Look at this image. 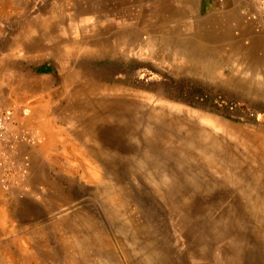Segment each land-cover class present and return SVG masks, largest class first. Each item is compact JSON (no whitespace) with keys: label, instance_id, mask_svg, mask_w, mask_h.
Instances as JSON below:
<instances>
[{"label":"rangeland","instance_id":"1","mask_svg":"<svg viewBox=\"0 0 264 264\" xmlns=\"http://www.w3.org/2000/svg\"><path fill=\"white\" fill-rule=\"evenodd\" d=\"M178 1L0 0L33 186L0 264H264V45L197 41Z\"/></svg>","mask_w":264,"mask_h":264},{"label":"crops","instance_id":"2","mask_svg":"<svg viewBox=\"0 0 264 264\" xmlns=\"http://www.w3.org/2000/svg\"><path fill=\"white\" fill-rule=\"evenodd\" d=\"M131 1L138 2V0ZM148 2L150 9L159 5L158 0H148ZM57 3L58 0H51L49 4L51 11L58 6L68 10L88 9L95 6L86 0H77V3L72 2L71 5ZM177 6L179 11L177 16L181 17L179 25L187 32H193L197 41L208 39L225 45L236 47L244 45L250 48L261 43L264 45V23L249 0H179ZM112 7L116 8L117 5L112 4ZM38 38L50 42L57 39L55 35L45 34L37 36ZM46 93V91H37V95ZM27 127V120L21 115L19 105L14 104L12 120L9 123V140L10 143L15 142V147L13 149L10 144L5 145L0 155V203L4 201L7 192L27 191L33 187L30 183L32 171L26 167L28 150L17 139Z\"/></svg>","mask_w":264,"mask_h":264},{"label":"built area","instance_id":"3","mask_svg":"<svg viewBox=\"0 0 264 264\" xmlns=\"http://www.w3.org/2000/svg\"><path fill=\"white\" fill-rule=\"evenodd\" d=\"M250 4L256 9L262 18L264 23V0H249ZM11 121V109L3 106L0 103V155L2 153V148L10 144V133H9V123Z\"/></svg>","mask_w":264,"mask_h":264},{"label":"bare ground","instance_id":"4","mask_svg":"<svg viewBox=\"0 0 264 264\" xmlns=\"http://www.w3.org/2000/svg\"><path fill=\"white\" fill-rule=\"evenodd\" d=\"M86 42H87V41H86ZM86 42H85V43H86ZM78 45H79V44H78ZM83 45H84V44H83ZM92 45H93V44H92ZM63 46H64V45H63ZM79 46H80V45H79ZM90 46H91V44H90ZM69 47H70V46H69ZM90 48H91V47H90ZM63 49H64V48H63ZM78 49H79V48H78ZM91 168H92V167H91ZM94 170H95V169H94ZM94 172H96V171H94ZM93 174H94V173H93ZM93 174H92V175H93ZM95 175H96V174H95ZM93 177H94V176H93ZM19 242H20V241H19Z\"/></svg>","mask_w":264,"mask_h":264},{"label":"trees","instance_id":"5","mask_svg":"<svg viewBox=\"0 0 264 264\" xmlns=\"http://www.w3.org/2000/svg\"><path fill=\"white\" fill-rule=\"evenodd\" d=\"M42 72H45V70H42Z\"/></svg>","mask_w":264,"mask_h":264}]
</instances>
